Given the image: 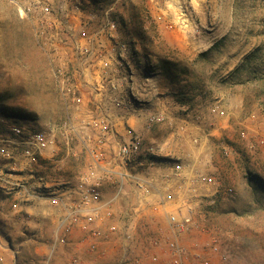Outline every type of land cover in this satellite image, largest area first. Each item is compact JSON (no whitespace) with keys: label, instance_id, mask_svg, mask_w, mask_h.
I'll return each instance as SVG.
<instances>
[{"label":"rangeland","instance_id":"rangeland-1","mask_svg":"<svg viewBox=\"0 0 264 264\" xmlns=\"http://www.w3.org/2000/svg\"><path fill=\"white\" fill-rule=\"evenodd\" d=\"M127 2L55 0L57 9L44 17L21 13L17 3L28 7L32 0H0V132L7 135L18 126L55 142L34 169L38 177L31 184L37 188L41 183L42 197L30 202L29 211L24 203L15 208L14 198L0 190V264L80 263L79 239L57 240L63 212L48 198H68L87 172L92 147L82 122L102 110L120 138L131 126L143 134L145 147L156 149L162 168L153 170L154 178H161L168 161H187L183 154L193 149L212 155L213 171L235 193L216 194L212 205L199 209L198 220L226 256L213 255L211 264H264V147L257 146L264 138V0H145L160 37L152 40L147 23L143 30L153 45L139 42L130 25H121V14L127 18L132 12L123 7ZM109 21L118 33L109 30ZM83 28L96 49L87 81L81 75L86 65L79 63L74 48ZM119 43L128 46V58L123 66L112 60L102 74L99 60H107L108 49ZM143 52L153 56L152 70ZM65 79L82 85L81 103L64 95ZM216 104L227 110V117L211 114ZM153 116L161 120L151 123ZM243 130L255 149L241 138ZM226 146L233 149L231 159L223 156ZM4 163L0 160V167ZM102 182L105 199H110L115 179ZM134 189L127 184L115 206L118 231L111 240H118L125 252L122 264L167 262L166 221L151 210L134 218ZM126 230L130 239H125ZM154 241H159L157 248Z\"/></svg>","mask_w":264,"mask_h":264},{"label":"built area","instance_id":"built-area-1","mask_svg":"<svg viewBox=\"0 0 264 264\" xmlns=\"http://www.w3.org/2000/svg\"><path fill=\"white\" fill-rule=\"evenodd\" d=\"M17 4L21 13L26 16L40 13L47 17L57 9L55 0H32L28 7ZM108 28L111 32L118 33L116 23L109 21ZM112 37L115 38L114 35ZM74 48L80 58L79 63L86 65L81 75L84 80H89L86 72H91L88 75L91 74L92 77L91 67H95L93 57L96 55L95 39L83 28L79 31ZM108 53L110 57L107 60H99L102 74L108 73L107 68L114 60L118 66H123L124 60L128 58L126 54H129V48L119 43L112 45ZM59 73L63 75L62 70ZM114 73L118 76L120 68L117 67ZM76 82L81 83L79 80ZM81 86L67 80L62 91L66 97L81 103L84 98ZM112 88L116 89L113 82ZM211 114L219 118L228 116L227 110L219 104L211 108ZM160 120L156 116L150 118L151 123ZM82 128L90 131L89 142L92 148L89 152L92 162L68 198L52 195L48 198L50 205L63 212L60 219L62 234L57 239L60 244H68L73 240L74 234L79 233L77 246L89 253H98L100 243L110 241L118 231V226L114 223L115 206L123 195L125 186L132 184L136 198L132 209L133 217L142 216L145 211L151 210L166 221L164 244L169 259L161 262L156 258L150 264H211L213 255L226 259L218 240L198 220L199 209L205 204L212 205L214 195L232 196L235 193L234 188L226 185L213 171L212 155H206L207 165L203 170L197 169L190 162L168 161L158 179L153 177L152 172H158L162 165L154 157L157 156L156 149L145 147L143 134L130 127L120 138L116 126L103 110L83 120ZM240 135L249 142L251 150L256 148L255 144H251L247 130H243ZM194 141L197 145L201 143L199 138ZM54 143L43 132L28 131L18 126L10 127L7 135L0 132V160L5 162L0 167V190L14 198L15 208H19L20 203L30 204L41 199L39 189L43 186L40 183L37 188H33L31 184L38 177L34 169L40 167L45 153ZM257 146L264 147V138L257 140ZM223 156L231 159L233 149L224 147ZM104 179H115L116 182L114 195L110 199L104 198ZM189 238L191 241L187 242ZM125 239H130L128 230L125 232ZM158 246L159 241H154L153 247ZM72 261L78 263L77 258Z\"/></svg>","mask_w":264,"mask_h":264},{"label":"crops","instance_id":"crops-1","mask_svg":"<svg viewBox=\"0 0 264 264\" xmlns=\"http://www.w3.org/2000/svg\"><path fill=\"white\" fill-rule=\"evenodd\" d=\"M131 127V126H130ZM192 150V147L190 148ZM203 150L200 152L198 150L193 149V152L183 154L184 159H187L186 162H190L194 167H196L199 170H203L205 166V160L206 155H202ZM162 183V181L160 182ZM108 196L104 193V198ZM31 205L27 204L26 209L29 211ZM60 225L58 224V227ZM79 233L74 234L73 239L76 241V239L79 238ZM118 240H111L108 242H101L99 246L98 253L89 254L88 250L78 247L76 250L78 252V258L80 260L79 264H122L123 257L125 255L124 250L121 249L120 246H117L119 243ZM74 243V242H73ZM139 253H142V251H139ZM148 262H145L143 264H147ZM149 264V263H148Z\"/></svg>","mask_w":264,"mask_h":264},{"label":"trees","instance_id":"trees-1","mask_svg":"<svg viewBox=\"0 0 264 264\" xmlns=\"http://www.w3.org/2000/svg\"><path fill=\"white\" fill-rule=\"evenodd\" d=\"M94 2H97V0H91ZM99 2H115L116 0H98ZM128 1L127 3L123 4V7L126 6L127 9H131L132 12H127V18H124V15L126 16V13L121 14V25L126 27L129 26L132 28V31L135 34V37L137 40H139V42L142 43H146L147 45H153V41H158L160 40V37L157 33V28H156V24L154 22V20L152 19L151 16H149V12L146 9V2L145 0H126ZM136 3V4H134ZM147 23L151 24V29L152 32L154 33V36H151L152 40L151 42L148 40V37L146 35V32L143 30ZM152 43V44H151ZM145 51V50H144ZM144 53V57L146 58L147 61V67L149 70H152L155 67V64L153 62V56L148 53V52H143ZM252 56V55H251ZM251 56H247L245 59V63L248 62L251 59ZM158 59V56H157ZM159 60L160 57H159ZM163 61V60H161ZM239 70V69H237ZM251 174L250 179H252L254 177V175ZM253 181V179H252ZM263 186V185H262ZM264 189V186H263ZM261 191H263L261 189Z\"/></svg>","mask_w":264,"mask_h":264}]
</instances>
